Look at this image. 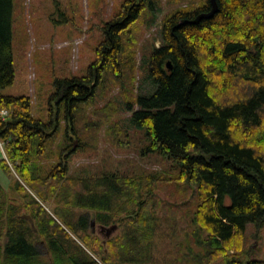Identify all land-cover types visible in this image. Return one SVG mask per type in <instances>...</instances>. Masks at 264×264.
<instances>
[{"label": "trees", "instance_id": "obj_1", "mask_svg": "<svg viewBox=\"0 0 264 264\" xmlns=\"http://www.w3.org/2000/svg\"><path fill=\"white\" fill-rule=\"evenodd\" d=\"M217 4L218 12L197 24L183 22L207 12L208 0L163 17L160 46H153L140 64L154 89L140 95L137 47L155 2L124 0L103 25V40L86 74L55 79L48 119L42 121L32 114L29 96L2 94L14 83L15 71L13 0H0V141L8 160L1 161L0 169L18 176L10 191L23 202L8 203L0 185V264L150 262L156 217L149 198L158 181L187 184L195 199L191 221L203 253L194 256L197 264L219 258L221 264H264L238 256L246 226L264 224V0ZM115 89L131 112L130 126L145 130L149 144L144 151L168 157L177 173L166 178L159 173L69 175L74 138L86 146L120 108L109 100L93 122L85 110L96 96ZM122 128L117 120L106 129L116 136ZM50 158L55 159L52 165ZM51 202L55 209L49 213L44 204ZM17 207L28 212L36 232ZM92 219L104 226L118 221L121 233L104 247L89 231Z\"/></svg>", "mask_w": 264, "mask_h": 264}, {"label": "rangeland", "instance_id": "obj_2", "mask_svg": "<svg viewBox=\"0 0 264 264\" xmlns=\"http://www.w3.org/2000/svg\"><path fill=\"white\" fill-rule=\"evenodd\" d=\"M123 1L13 0L12 54L15 79L11 86L2 90V94L29 96L32 114L37 119L46 121L48 99L55 90V79L81 77L86 74L88 66L95 59V49L103 40V25L120 10ZM153 1L155 5L151 13L145 15L146 26L137 47L136 59L139 68L135 73V85L138 87L137 94L140 95L148 94L154 89L151 83L145 80L140 64L149 56L153 46H160L163 17L177 7L184 8L199 2ZM100 95L101 97L96 96L92 106L85 110L84 115L89 122L96 120L97 113L109 100H114L120 110L111 116L109 121L104 122L98 133L89 136L88 141L84 143L86 146H80V141L74 138V151L67 160L69 175L80 178H100L107 175L135 178L144 174L159 173L166 178L177 173L178 168L171 159L158 151H144L149 144L145 130L130 126L131 112L122 103L119 89ZM117 120L123 126L122 134L114 136L106 128ZM80 128L76 126V130L79 131ZM57 136L56 143L61 141L63 132ZM47 160L50 165L55 163L54 158ZM17 180L19 181V178L13 170L5 175L0 169V185L7 193L8 203H23L19 196L10 191ZM187 188V184L175 182L154 183L149 208L156 217V227L151 241V260L146 264H197L194 256L203 254L195 244L197 237L194 235L195 229L191 221L197 204ZM44 206L49 213L55 209L52 202ZM17 208V211H20L19 216L29 215L23 208ZM5 212H9L8 207H5ZM118 223L115 221L108 227ZM97 229L95 227L92 232L89 227L91 235L102 240L104 247L106 240L121 233L119 225L106 239L103 231ZM2 240L1 243L5 242L6 238ZM238 253L241 259L264 260V224L246 226L241 251ZM222 262L219 258L212 264ZM200 264L205 263L202 261Z\"/></svg>", "mask_w": 264, "mask_h": 264}, {"label": "water", "instance_id": "obj_3", "mask_svg": "<svg viewBox=\"0 0 264 264\" xmlns=\"http://www.w3.org/2000/svg\"><path fill=\"white\" fill-rule=\"evenodd\" d=\"M209 4H210V9L207 12H202L199 13L198 15H196L192 20H186L183 23H188V24H197L199 23L200 20L202 19H209L212 18L217 12H218V4H217V0H208ZM168 70H172V66L170 62H167L166 64ZM21 219L26 220L30 223L32 229L34 231H36L35 227H34V221L33 219L29 216V215H21L20 216ZM95 220H92L91 222V229L92 232H94L95 227H97L99 230L106 231V234L104 235L106 239H108L112 232L118 228L119 224L116 225H112V226H104V225H95Z\"/></svg>", "mask_w": 264, "mask_h": 264}, {"label": "built area", "instance_id": "obj_4", "mask_svg": "<svg viewBox=\"0 0 264 264\" xmlns=\"http://www.w3.org/2000/svg\"><path fill=\"white\" fill-rule=\"evenodd\" d=\"M1 115L3 117H5L7 115V112L3 111V112H1ZM4 148H5V144L0 141V163H1L2 160H6L8 162ZM9 166L11 167L10 164H9Z\"/></svg>", "mask_w": 264, "mask_h": 264}, {"label": "flooded vegetation", "instance_id": "obj_5", "mask_svg": "<svg viewBox=\"0 0 264 264\" xmlns=\"http://www.w3.org/2000/svg\"><path fill=\"white\" fill-rule=\"evenodd\" d=\"M98 230V229H97ZM102 232V231H101ZM103 234H106L105 230H103Z\"/></svg>", "mask_w": 264, "mask_h": 264}]
</instances>
